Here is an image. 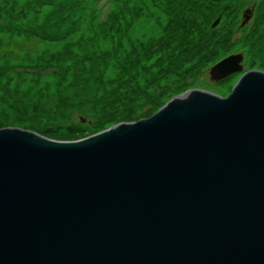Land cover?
Instances as JSON below:
<instances>
[{"label":"water","instance_id":"water-1","mask_svg":"<svg viewBox=\"0 0 264 264\" xmlns=\"http://www.w3.org/2000/svg\"><path fill=\"white\" fill-rule=\"evenodd\" d=\"M0 264H264V72L75 142L0 129Z\"/></svg>","mask_w":264,"mask_h":264},{"label":"rangeland","instance_id":"rangeland-1","mask_svg":"<svg viewBox=\"0 0 264 264\" xmlns=\"http://www.w3.org/2000/svg\"><path fill=\"white\" fill-rule=\"evenodd\" d=\"M237 53L264 72V0H0V129L75 142L189 90L227 98L243 72L203 73Z\"/></svg>","mask_w":264,"mask_h":264},{"label":"trees","instance_id":"trees-1","mask_svg":"<svg viewBox=\"0 0 264 264\" xmlns=\"http://www.w3.org/2000/svg\"><path fill=\"white\" fill-rule=\"evenodd\" d=\"M116 119H118V120H116ZM109 120H114V121H116V122H130L132 119H131V117H130V114L126 117H120V116H113V117H111Z\"/></svg>","mask_w":264,"mask_h":264}]
</instances>
